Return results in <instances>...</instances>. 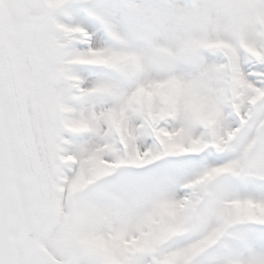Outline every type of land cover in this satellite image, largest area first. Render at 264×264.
Segmentation results:
<instances>
[{
  "label": "snow or ice",
  "instance_id": "snow-or-ice-1",
  "mask_svg": "<svg viewBox=\"0 0 264 264\" xmlns=\"http://www.w3.org/2000/svg\"><path fill=\"white\" fill-rule=\"evenodd\" d=\"M0 264H264V0H0Z\"/></svg>",
  "mask_w": 264,
  "mask_h": 264
}]
</instances>
